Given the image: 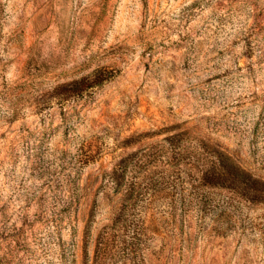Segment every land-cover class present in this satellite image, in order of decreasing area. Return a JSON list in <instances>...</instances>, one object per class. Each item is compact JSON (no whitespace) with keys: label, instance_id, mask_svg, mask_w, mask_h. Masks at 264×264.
<instances>
[{"label":"rangeland","instance_id":"rangeland-1","mask_svg":"<svg viewBox=\"0 0 264 264\" xmlns=\"http://www.w3.org/2000/svg\"><path fill=\"white\" fill-rule=\"evenodd\" d=\"M0 264H264V0H0Z\"/></svg>","mask_w":264,"mask_h":264},{"label":"trees","instance_id":"trees-1","mask_svg":"<svg viewBox=\"0 0 264 264\" xmlns=\"http://www.w3.org/2000/svg\"><path fill=\"white\" fill-rule=\"evenodd\" d=\"M233 168H234V166H233ZM236 168V167H235ZM238 168V167H237Z\"/></svg>","mask_w":264,"mask_h":264}]
</instances>
